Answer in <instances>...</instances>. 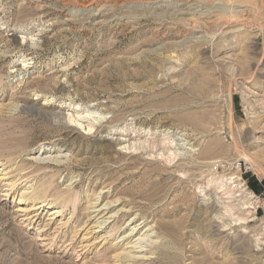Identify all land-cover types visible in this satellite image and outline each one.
Returning a JSON list of instances; mask_svg holds the SVG:
<instances>
[{
  "label": "rangeland",
  "instance_id": "obj_1",
  "mask_svg": "<svg viewBox=\"0 0 264 264\" xmlns=\"http://www.w3.org/2000/svg\"><path fill=\"white\" fill-rule=\"evenodd\" d=\"M0 160V264H264V0H0Z\"/></svg>",
  "mask_w": 264,
  "mask_h": 264
},
{
  "label": "bare ground",
  "instance_id": "obj_2",
  "mask_svg": "<svg viewBox=\"0 0 264 264\" xmlns=\"http://www.w3.org/2000/svg\"><path fill=\"white\" fill-rule=\"evenodd\" d=\"M217 7V6H216ZM239 7V6H238ZM233 8V7H232ZM177 9V8H176ZM203 15V14H202ZM203 38V37H202ZM22 110L24 112H35L36 108L33 104L28 105V106H24L22 108ZM49 149V151L51 150V147H45L44 145H41L39 148V152L38 155L35 156L34 158L37 160H43V161H61L58 159V156H55L57 158H55L54 156L52 157V155H48L49 153L45 154V151ZM38 151V150H37ZM47 152V151H46ZM45 154V156H44ZM63 154V153H62ZM171 154V153H170ZM55 155V154H54ZM60 155V154H59ZM60 157V156H59ZM64 157V156H63ZM176 157V156H175ZM33 158V157H32ZM61 158V157H60ZM4 161V160H3ZM0 160V173L3 176H6L8 174V172H10L9 170H5L7 169L6 167H9L10 165H6V160L3 162ZM10 162V161H9ZM53 162V163H54ZM254 162V161H252ZM51 163V162H50ZM57 163V162H56ZM255 164V163H254ZM27 167V166H26ZM42 168V167H41ZM5 170V171H4ZM23 170V169H22ZM51 170V169H50ZM27 171V170H26ZM9 175V174H8ZM2 176V177H3ZM1 177V176H0ZM7 177V176H6ZM9 178V177H8ZM3 180V179H2ZM12 181V180H11ZM6 182V181H5ZM4 182V183H5ZM72 182V181H71ZM10 183V180L7 182ZM51 183V182H50ZM14 184V183H13ZM43 184H41V188L40 191L42 192L41 195H43L44 198H42L41 200H37L39 198L36 197H30L28 192L31 193V188H33L34 190L39 189V186L35 187L34 184L29 185L27 188H25L22 191V194L20 196V198L18 199V202L21 204L22 206V211H24L26 213V215H30L31 219H37L41 216V214H43V212L48 209V208H52L51 213L49 215L55 216V215H59V213L61 211H63L65 204L62 205H58L59 202L58 200L61 197H55L56 199H49V198H45L48 192V187L46 188ZM30 189V190H29ZM39 191V192H40ZM50 191V190H49ZM106 191V190H105ZM35 192V191H33ZM27 193V194H26ZM64 193V192H63ZM67 193V192H66ZM61 194V193H60ZM36 196V195H35ZM39 196V195H38ZM40 197V196H39ZM65 197V196H64ZM62 196V198H64ZM67 199V198H66ZM65 202L64 200H61L60 203ZM67 203V202H66ZM96 203V202H95ZM112 202H105L104 204H100L97 205L96 208L92 211L95 215V217L97 218L95 221V227H97L99 229V231L104 230L107 225L110 223L109 220L112 219V217H116V214L119 212L116 211L115 213H110L108 215V210L112 209ZM67 207V206H65ZM63 209V210H62ZM127 211V210H125ZM90 213V212H89ZM77 216V215H76ZM137 216V215H136ZM136 216H133L128 222V231L122 234H118L117 232L115 233H111L110 234V238L113 239L112 244L115 246V252L112 253L113 257L119 261H126L127 259L129 260H136V259H148L150 258L149 253L150 250L147 249V246L152 245L156 242V240H151V236L155 235V232L152 230L151 226H146L145 230H142L144 228V226L146 225L143 224V222H139L136 223ZM50 217V216H49ZM51 219V218H50ZM84 225V224H83ZM81 228V227H80ZM88 229V227H87ZM76 230V229H75ZM109 233V232H107ZM109 235V234H107ZM102 237V236H101ZM104 237V236H103ZM101 239H106L107 237L105 236L104 238ZM155 237V236H154ZM83 238V237H82ZM100 238V237H99ZM157 238V237H156ZM156 246V245H155ZM149 248V247H148ZM113 249V248H112ZM106 258V257H105ZM111 259V258H110ZM126 259V260H125ZM136 262V261H135ZM134 263V262H133Z\"/></svg>",
  "mask_w": 264,
  "mask_h": 264
},
{
  "label": "built area",
  "instance_id": "obj_3",
  "mask_svg": "<svg viewBox=\"0 0 264 264\" xmlns=\"http://www.w3.org/2000/svg\"><path fill=\"white\" fill-rule=\"evenodd\" d=\"M242 163H239V167L241 168ZM216 169H218V166L215 167ZM240 180V179H239ZM239 186L244 187L245 190H247V193L249 195V197L252 199V201H254L256 203V212L260 209L264 211V196L263 194H258L255 193L252 189H250L247 181H243L242 183H239Z\"/></svg>",
  "mask_w": 264,
  "mask_h": 264
}]
</instances>
